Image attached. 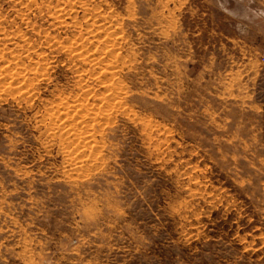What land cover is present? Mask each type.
<instances>
[{
    "label": "rangeland",
    "instance_id": "374dc122",
    "mask_svg": "<svg viewBox=\"0 0 264 264\" xmlns=\"http://www.w3.org/2000/svg\"><path fill=\"white\" fill-rule=\"evenodd\" d=\"M263 53L264 0H0V264H264Z\"/></svg>",
    "mask_w": 264,
    "mask_h": 264
},
{
    "label": "bare ground",
    "instance_id": "6f19581e",
    "mask_svg": "<svg viewBox=\"0 0 264 264\" xmlns=\"http://www.w3.org/2000/svg\"><path fill=\"white\" fill-rule=\"evenodd\" d=\"M70 48H71V47H70ZM82 51H83V50H82ZM77 53H78V52H77ZM61 108H62V106H61ZM67 108H68V107H67ZM76 108H77V107H76ZM67 110H68V109H67ZM68 111H69V110H68ZM68 111H67V112H68ZM63 112H64V111H63ZM65 113H66V112H65ZM68 113H69V112H68ZM58 114H60V111H59V113H58ZM91 140H92V139H91Z\"/></svg>",
    "mask_w": 264,
    "mask_h": 264
},
{
    "label": "built area",
    "instance_id": "2783aa9c",
    "mask_svg": "<svg viewBox=\"0 0 264 264\" xmlns=\"http://www.w3.org/2000/svg\"><path fill=\"white\" fill-rule=\"evenodd\" d=\"M261 59L264 60V53L262 54Z\"/></svg>",
    "mask_w": 264,
    "mask_h": 264
}]
</instances>
